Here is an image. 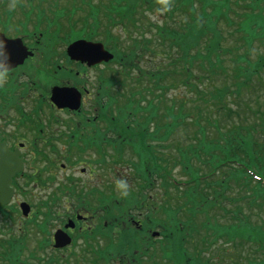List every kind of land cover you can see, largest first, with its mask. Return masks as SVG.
<instances>
[{
	"label": "trees",
	"instance_id": "1",
	"mask_svg": "<svg viewBox=\"0 0 264 264\" xmlns=\"http://www.w3.org/2000/svg\"><path fill=\"white\" fill-rule=\"evenodd\" d=\"M85 2L92 3L91 0ZM102 2L101 7L95 8L98 13L102 12V18L91 9L95 15L89 29L92 38L99 37L120 53L122 45L111 34V28L123 34L135 31V48L131 54H138L140 36L147 56L166 59L161 62L164 66L150 75L152 82H144L148 76L142 74L135 75V80L139 81L135 84L139 89L143 85L147 95L153 93L155 101L170 100L178 108L175 114L165 108L160 113V107L153 105L157 121L166 128L168 136L164 138L169 141L167 143L164 139L162 142L158 133L153 140L145 139V131H140L135 134V152H131L134 155L128 161L135 179L141 181L139 189L143 199L149 197L144 190L155 177L165 186L160 189L165 197L158 205L170 220L163 224L162 235L172 249L168 261L163 256L165 252L161 253L160 264L180 258L182 264H214L211 255L209 258L203 255L208 248L211 252L218 251L219 264L224 261L226 264H240V260L242 264H264L259 257L250 259L245 254L249 247L255 253L264 254V169L261 161H257L258 165L253 163L255 157L262 160L264 156V93L260 94L264 92V59L258 58L254 63L251 58L256 47L258 51L264 48V0ZM153 12L161 14V25L148 18ZM94 23L98 26L92 25ZM224 31L230 34H222ZM228 37L232 40L226 41ZM152 43H156L160 51L151 48ZM173 49H176L175 55L171 53ZM257 55L263 57L260 52ZM138 61H142L141 57ZM125 77L132 78L131 74ZM169 77L175 81L162 82ZM220 80L226 82L220 85L225 88L224 93H216L213 88ZM130 86L124 82L125 105L135 96V90ZM181 86L194 89L181 96L168 95L169 90ZM147 99L149 96H141V99L136 96L135 111L141 109L139 103L147 105ZM116 101V107L128 109L122 106L120 99ZM138 121L135 123L148 124L145 120ZM248 123L256 125V129L253 130ZM201 137L209 141L202 147ZM194 144L203 149L208 169L199 175H188V180H178L170 175L166 164L174 155H183ZM217 151L223 155L220 159L214 157ZM115 153L116 158H120V151ZM214 176L222 177L221 183L224 179L230 180L217 196L221 198L219 200L212 195L210 187L212 178L216 179ZM220 178L216 181L218 185ZM181 191L190 196L186 198ZM193 197L194 201L189 200ZM209 201L212 202L210 207L204 206ZM146 207L147 204L143 203L138 209ZM175 246L182 249L180 253H174ZM235 248L239 250L233 251Z\"/></svg>",
	"mask_w": 264,
	"mask_h": 264
},
{
	"label": "rangeland",
	"instance_id": "2",
	"mask_svg": "<svg viewBox=\"0 0 264 264\" xmlns=\"http://www.w3.org/2000/svg\"><path fill=\"white\" fill-rule=\"evenodd\" d=\"M91 1L92 3L89 4L86 3L85 0H72V2L70 0H0V32L10 39H24V42L28 44V48H24L19 42L16 44L17 47H22L26 55H30L33 52L32 57H34L33 59L26 60V63L16 70H12L7 73L0 72V83L3 84L0 85L4 86L6 84H10L11 87L21 85L29 86L30 90L29 92L27 91L29 100L26 98V100L21 101V104L26 108H34L36 99L40 106H42L40 99L48 101L51 100L50 97L53 94V89L56 86L60 88H63L64 86H78L77 82H98V78H101L100 82L106 85L108 88V93L109 88L111 86L113 87L114 83L118 81L127 82V84L131 85L130 88L135 90V96L127 105L124 104L125 99L122 98V106H127V110L124 107L119 106L120 108L112 107L110 109L112 112H107L108 120H113L114 127H111V125L108 126L107 133L104 129V126L101 127V125L98 123H93L91 127L97 129V135H100L101 139L104 137L105 133L107 134V144H113L112 138L118 142H121V136L122 142L124 144H127V142L135 144V134L140 133V131H145V139L150 140L156 138V134L158 133L159 139L163 140L162 142H164V139L166 136H168L166 134V128H163L162 125L157 121V117H155L156 109L153 108V105H158L160 107V113L163 111V108H165L171 113L175 114V111H178V108H175V106L171 104L170 100H158L160 102L155 101L156 97L150 92H148L147 95L143 85L139 86L140 89H142L140 90L137 86V83L135 84V82H139L138 79L135 80V75L138 77L142 74H145L148 76V79L144 82H152L150 80V75L153 71H156L157 68L164 66V64L161 62L166 61V59L157 57V55L147 56L146 51L144 50L145 43L141 41L140 36H138L140 41V48L137 49L138 54H131V50L135 48V31H131L130 34H123L122 32L111 28V34L117 37L118 42H120L122 45V50L120 53L113 52L115 56L113 57L114 59L107 63V65H110V67H106L104 66L105 64H103L99 66L97 65L96 67L87 68L85 67L86 64H83L82 62L76 63L75 61L70 60V58L67 56L65 46L66 44L74 41V37L78 38L82 37V35L91 36L92 34L89 29H91L90 23L93 22L94 16L98 13L95 8H98V6L101 7L104 3L102 0ZM52 5H54V7L59 10L57 13L50 11L49 6ZM91 9H93L95 15H93V12L91 13ZM98 15L101 18L103 16L102 12H99ZM148 18L153 22H158L160 25L162 24V16L158 12L150 13ZM65 19L67 20L65 21ZM59 21L61 22V26ZM92 25H95L96 27L98 26L96 23ZM67 33L70 35L68 37H63L68 35ZM222 34L229 35L230 32L224 31ZM230 40L232 39L228 37L226 41ZM0 41H4L1 35ZM149 46L157 51H160L156 43H152ZM258 50L259 48L256 47L251 55L254 63H256L258 58L264 59V48L260 51ZM259 52L263 55V57L257 55ZM171 53L175 55L176 49H173ZM140 57L142 60L141 62L138 61ZM126 74H131L132 78L125 77ZM174 81L175 80L172 77H169L162 82ZM4 82L6 83L4 84ZM215 83L218 84L213 87L215 92L218 93L222 91V93H224L225 88L220 85L226 82H222L220 80V82ZM253 83L257 84V82ZM119 88H121V91H118ZM123 88L124 87L121 84L118 85L117 89L115 87L113 90V95L110 94L109 99H107V104H109V100H112L118 96V92L126 93V90ZM47 89L48 91H46ZM190 89L192 90L194 88L191 87ZM15 90L18 94L20 93L18 87L15 88ZM191 90L181 86L178 89L169 90L168 95L172 97L181 96L183 94L190 93ZM125 93L124 95L127 96ZM263 93L264 92L260 94L262 95ZM1 94L4 95L3 92H1ZM12 95L15 96V91L12 93ZM139 95L144 96L145 98L149 96V99L146 101L148 104L146 105L145 103H139L141 109L135 111L134 101L136 96L141 99V96ZM17 96L16 103H19V96L21 95ZM91 100L93 99H89L87 95L83 94V105H81V109L95 112L97 109L92 111L93 107H97L99 105V101L93 103ZM251 101V104H255V102ZM79 107L80 105L77 107L78 110ZM214 115H217V113L215 112ZM2 116L3 114L0 113V117ZM91 118H93V116ZM138 119L141 121L145 120L148 122V124L146 123L141 125L135 123V121L139 123ZM248 124L253 130H255L257 127L256 125H251V123ZM118 127L120 129L121 133L119 134L121 136L118 134L119 131H116ZM0 129H7L3 122H0ZM9 132L12 134V136H14L16 131L13 132V130L10 128ZM89 132L91 133V128ZM161 133L163 134V138L160 136ZM16 136L17 140H19L21 134L18 132ZM212 137L215 139V132H213ZM199 140L201 141V147L205 142L209 143V141L207 142V139L203 137L199 138ZM60 141L56 142L55 145L58 147L57 154L59 151V155L60 152L63 155L66 154L65 151H67V149L64 148V142L60 143ZM165 141L168 143L169 138L165 139ZM258 142L262 141L258 140ZM137 143L139 142L137 141ZM112 144H108L102 151V157L104 160L101 159V162L96 160L94 161V159H92L93 161H89L91 162V165L92 163L97 164L96 169H98L100 178L102 180L100 184L103 188L106 187L108 193L107 196L111 197V199L106 200V202L108 201L107 204H109L110 209L108 206L104 208L100 206L104 205V202L100 201L98 202L100 204L98 208L94 207L93 210H90L91 208L89 207H91V204L86 201L88 198L84 199L81 189H79L76 184L74 185L77 188L75 190L73 189L72 196H63L65 193H62V191L65 189L60 192L57 187H53L49 194H47L44 190L37 189L34 191V196H29L30 193H28V195L25 197L20 195L19 199L27 202L30 205L32 212L29 218H24L19 213L17 203L13 202L10 206V209L5 212L4 217L2 220H0V264H12L13 261L17 264H102V262L103 264L104 262L105 264H108V262L105 260H109L110 257L112 260L113 254L111 251L105 252L104 261L99 258V261L96 262L91 254L82 251V246L84 245L79 241L76 242L75 250L73 251H76V256H73V252L70 250L52 251V234L56 228L62 226L63 221L66 220L67 217H70L72 219L71 221L74 223L75 221L73 220L75 216L77 218V216L80 214L88 213V215H85L86 219L83 220L77 218V220L84 221L86 225L91 228L89 230L90 232L92 231L91 234H93V237L96 236L98 238L96 240L97 244H94V246L101 249L105 246V243L101 238L105 236L106 232L109 231L112 224V222H109L111 216L122 215L128 207H130L129 209L133 210L132 212H129V215L125 217V219L132 217L134 220L139 221V224L144 226V229H141L140 227L137 233H135V230L132 228H123V225L120 224L119 230L123 228V233L122 231L119 233L121 235L120 238L117 236L119 238L118 243L116 240H114V246L112 247L113 253L121 257L124 264H133L135 247L138 246V241L141 238L143 243H140V247L147 243V245H150V247L146 248L148 255L152 254L158 256L157 260L154 258L152 264H154L155 261L157 264H160L161 258L159 256H162V252H165L163 255L164 257H170L172 246H170V244L164 239V236L161 235L164 233L163 224H168L170 220H168L167 217L162 214L159 208L160 206L158 205V203L161 202L165 197L164 192L160 191L161 187L163 188L165 186H163L162 183L159 182L158 178L155 177L152 184L148 186L149 188L144 190V193L147 196L149 195V197L143 199L142 196L144 195L139 189V184L141 181L135 179V172L133 171V168L128 165L130 158L123 156L124 151L121 149V159H112V157H116V155L112 156V153L115 151L112 150ZM134 144L133 147H135ZM185 144L188 145L187 142H185ZM56 146L55 148L57 149ZM201 147H197L196 144L190 145V147L184 151V158L183 155L180 154L174 155L170 163L166 164L167 168L171 172L170 175L178 180H188V175H199L206 171L208 169V160L205 159L206 155L203 153V149ZM250 149L252 148L250 147ZM45 151L50 155L51 158L55 159V156L51 155L47 150ZM76 152L77 151H73L71 154H69L71 156L69 157L68 155L67 159H59V161L54 166V170L58 174L60 187L69 185V180H64V177L68 172L64 171L66 167H63V169L61 168V164L65 162L71 163L72 169L78 171V169H80V164L78 161H88L87 158L89 157L85 156L88 154L85 153L86 151H81V154L78 152L77 154ZM256 154L259 156L258 152ZM126 155L130 154L126 152ZM222 156L223 155L218 151L217 154H214V157L217 159H220ZM257 161L262 162V168L264 169V156L262 157V160H258L255 157L253 163L258 165ZM100 163L102 165H100ZM28 166H30L29 163ZM38 167L42 168V165L40 164ZM75 174L77 175L78 173L75 172ZM214 177H216V179L212 178L210 187L213 190L212 195L218 199L217 196H219L220 193L224 191L230 180L224 179L221 183L222 177ZM219 178L220 184L218 185L216 181ZM85 180L88 179L85 178L84 183ZM41 183H43V181ZM91 183L94 185L92 189L98 190V187L95 186V181ZM48 185L51 186V183ZM69 186L71 187V185ZM166 187L171 188V186L167 184ZM21 193L22 191L19 192V194ZM58 193H60V195H57ZM181 193L186 198L190 196L184 191H181ZM155 194H157L156 197H154ZM124 198H126L128 204L122 207H117L122 205L121 200ZM94 199L97 198H91V200ZM199 199L201 200L202 197H199ZM189 200L194 201V197L190 198ZM143 203H146L147 207L145 209L139 210L138 207ZM211 203L212 202L209 201L208 205L204 204V206L210 207ZM94 205L96 204L94 203ZM66 209H68V211H66ZM210 211L212 210L210 209L209 212ZM140 212H142V216L140 215ZM133 227L135 228L134 225ZM151 234H155L156 237L153 238ZM9 241H11L12 244ZM247 249L248 250L245 254L249 256L250 259H256L259 257V260L262 259V262H264V254L259 251L258 253H255L252 247ZM181 250L182 249L179 246H175L173 251L176 254L180 253ZM190 250L193 251L194 248H191ZM210 250V248L205 250L203 255H206L207 252L210 253ZM234 250L238 251L239 249L235 248L233 251ZM99 254L101 255V253ZM146 256L144 255L143 263L151 264V260L146 258ZM179 262H181V258ZM167 264L176 263L169 261ZM215 264H219L217 257ZM223 264H226V262L224 261ZM240 264H242L241 260Z\"/></svg>",
	"mask_w": 264,
	"mask_h": 264
},
{
	"label": "flooded vegetation",
	"instance_id": "3",
	"mask_svg": "<svg viewBox=\"0 0 264 264\" xmlns=\"http://www.w3.org/2000/svg\"><path fill=\"white\" fill-rule=\"evenodd\" d=\"M22 41L28 48V44L24 42V39H22ZM33 58L34 57L32 56L31 58L27 57L21 66L26 63V60ZM21 66L16 67L14 70ZM85 67L92 68L87 65H85ZM100 81L101 79L98 78V82H77L78 86H67L74 87L81 93V101L83 94L87 95L89 99H93L91 100L93 103L99 101V105L97 107H93L92 111L97 109L95 112L82 109L78 111L57 109L50 100L48 101L44 99H40L42 103V106H40L37 103L36 98L35 107L26 108L23 107L21 101L26 100V98L29 100L27 93V91L29 92L30 90L29 86L21 85L11 87L10 84H7L9 86L8 94H6V86H3V89L5 90V100L3 97L0 98V113L3 114V116L0 117V122H3L7 129H0V137L2 141L6 142L10 151L20 153V158L24 164L23 171L15 175L11 185L14 190L12 201L17 203V205H19L21 202H25L24 200L19 199L20 195L25 197L28 195V193H30L29 196H34V191L37 189L44 190L47 194H49L53 187H57L60 192L65 189L62 191V193H65L63 196H72L73 189L76 188L74 184L81 185L84 183V179L77 177L78 175H76L75 172H77L79 175L87 176L89 181L92 179V176H97L95 172L92 171L90 166L91 162L89 161L94 159V161L96 160L101 162L102 155L98 152H102L108 145L106 134L108 132L106 109L107 87ZM5 83L6 82H4V84ZM17 87L20 91L19 94L15 90ZM14 91L15 96L12 95ZM46 91H48V89ZM17 95H21L19 96V103H16V97H18ZM92 116L93 118H91ZM93 123H98L101 125V127L104 126L106 133L102 139L100 138V135H97V129L91 127ZM10 128L13 130V132L16 131L14 136H12V134L9 132ZM90 128L91 133L89 132ZM18 132L21 134L19 140H17L16 136ZM58 141H60V143L64 142V148L67 149V151H65L66 154L62 155L60 152L59 155V151L57 154L58 147L55 145V143ZM54 145L57 147V149ZM45 150H47L51 155L55 156V159L51 158ZM73 151H77L79 154H81V151H86L85 153H88L87 155L84 153L82 154L89 157L87 158L88 161H78L80 164V169H78V171L72 169L71 163L65 162L64 167L66 168L64 171H67L68 173L65 176L67 178L64 177V180H69L68 184L71 185V187L69 185L60 187L58 174L54 170V163H57L60 158L67 159L68 155ZM70 156L71 155H69V157ZM28 163L30 166H28ZM40 164L42 165V168L38 167ZM93 165L96 166V164ZM100 165L102 164L100 163ZM42 181L43 183H41ZM95 181L99 186V191L97 192L101 196L106 192V187L103 188L100 184L102 181L100 177L95 178ZM49 183H51V186L48 185ZM21 191L22 193L19 194ZM88 194L89 193L87 192L83 193L85 196ZM57 195H60V193ZM66 211H68V209H66ZM80 215L83 216L82 219L84 220L86 219L85 215H88V213ZM71 220L72 219L70 217H67L66 220L63 221L62 226L56 229L62 228L65 232H67V234L71 236L72 242L73 240L75 242H82L81 238L76 240V236L82 235L85 233V231L91 228L88 227L84 221L77 220L76 216L73 220L75 221V224ZM67 221L70 222V225L72 224L71 226L73 228H64ZM71 246L55 250H75V247Z\"/></svg>",
	"mask_w": 264,
	"mask_h": 264
},
{
	"label": "water",
	"instance_id": "4",
	"mask_svg": "<svg viewBox=\"0 0 264 264\" xmlns=\"http://www.w3.org/2000/svg\"><path fill=\"white\" fill-rule=\"evenodd\" d=\"M3 38V35H1ZM0 41V69H10L18 64H21L26 54L24 50L17 47L16 40ZM69 54L75 58L97 63L102 60H109L111 55L107 54L100 44H92L85 41L75 42L68 49ZM52 99L60 107L67 106L71 109H77L79 106V97L74 89H55ZM17 154V153H16ZM15 153H11L5 147V144L0 143V204H6L10 197L9 183L11 177L21 168V162L16 157ZM23 214L27 215L28 207L25 204L21 205ZM57 246L64 245L69 242L58 233L55 235ZM64 243V244H63Z\"/></svg>",
	"mask_w": 264,
	"mask_h": 264
},
{
	"label": "clouds",
	"instance_id": "5",
	"mask_svg": "<svg viewBox=\"0 0 264 264\" xmlns=\"http://www.w3.org/2000/svg\"><path fill=\"white\" fill-rule=\"evenodd\" d=\"M122 183V182H121Z\"/></svg>",
	"mask_w": 264,
	"mask_h": 264
}]
</instances>
